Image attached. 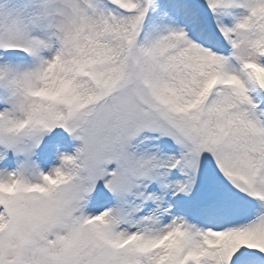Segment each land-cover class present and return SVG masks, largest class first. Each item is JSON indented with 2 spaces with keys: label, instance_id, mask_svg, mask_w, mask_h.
I'll list each match as a JSON object with an SVG mask.
<instances>
[{
  "label": "snow or ice",
  "instance_id": "1",
  "mask_svg": "<svg viewBox=\"0 0 264 264\" xmlns=\"http://www.w3.org/2000/svg\"><path fill=\"white\" fill-rule=\"evenodd\" d=\"M0 264H264V0H0Z\"/></svg>",
  "mask_w": 264,
  "mask_h": 264
}]
</instances>
